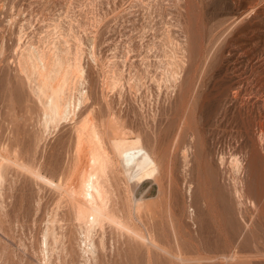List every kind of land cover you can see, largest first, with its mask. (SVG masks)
I'll return each mask as SVG.
<instances>
[{"label":"rangeland","instance_id":"obj_1","mask_svg":"<svg viewBox=\"0 0 264 264\" xmlns=\"http://www.w3.org/2000/svg\"><path fill=\"white\" fill-rule=\"evenodd\" d=\"M31 44L48 55L57 49L72 73L80 63L88 100L76 119L91 113L107 125L112 116L130 130L128 138L140 135L155 152L156 179H140L135 192L150 204L142 221H149L157 241L180 244L188 258L222 260L238 249L247 264H264V0H0V149L58 180L73 157L76 119L51 129L44 125L43 105L20 68L28 64ZM175 71L176 85L170 78ZM112 157L115 179L104 184L113 188L112 204L126 212L130 199L120 188L125 176ZM233 157L245 164L238 173ZM11 168L9 184L4 180L9 189L2 190L15 194L4 195L2 227L9 233L0 228V264H43L35 247L43 213L55 206L58 191ZM112 182L129 203L118 201ZM121 236V247L110 245L107 259L101 255L98 262L148 264L144 245ZM73 252L60 260L72 264ZM152 256L151 264H170L167 255ZM55 258L50 261L63 264ZM214 258L213 264L220 263Z\"/></svg>","mask_w":264,"mask_h":264},{"label":"bare ground","instance_id":"obj_2","mask_svg":"<svg viewBox=\"0 0 264 264\" xmlns=\"http://www.w3.org/2000/svg\"><path fill=\"white\" fill-rule=\"evenodd\" d=\"M29 49H31V52H30L28 60H26L28 64L27 65L20 64V68L26 73L27 78L30 80V83H31L30 87L32 88L33 93L43 105L42 109H43V115H44V120H45L44 122L45 124L44 123L43 124L51 129L59 125L60 121L62 122V120H65V121L75 120L76 116H78V112L80 108H82L84 103H86L88 100L87 90L85 89V86H84L85 85V78H84L85 74H84L83 68L79 65L80 63H78V66H76L77 63L76 65L74 64V66L76 67L73 69V73H72V69H69V64L67 63L65 57L59 54V52H56L57 49L54 50L52 54L50 55L46 54L41 49V47L35 46L34 44H31ZM58 51H60V49ZM66 58L68 57L66 56ZM73 62H76L75 59ZM71 64H72V61H71ZM171 70L173 71L175 69L171 68ZM176 71L173 72V75L170 76V78L172 77V81L175 83V85L179 77V75L178 76L174 75V73L177 74ZM71 73L72 75L70 77ZM168 75L166 76V78L169 77ZM260 81H261V78H260ZM166 82L168 81L166 80ZM172 83L170 84L172 85ZM260 88L258 90H261ZM254 91L255 90L253 89V92ZM238 93H239V90H236L235 95H237ZM238 97H239V94H238ZM111 117L109 120H111ZM109 120H108L109 123L107 122V120H104L108 123L107 125H104L106 123L103 124V120H102V123H99V120H95L94 116L91 113L85 116L83 115L82 117L79 118V120L78 118L76 119L75 125L73 127L74 132H75V137L73 138L74 144L72 145L73 157H71L72 160L70 161L69 166L67 165L68 167L65 168L66 169L65 172L64 173L62 172L63 175L61 174L58 180H55L53 178L54 176L53 177L48 176L40 168L38 167L35 168L34 167L35 165L33 166L31 163H26L24 160L18 161L17 159H14L15 154H14V157H11L6 150L7 148L0 149V228L4 229L3 231H5L4 226L6 224H4L3 221L6 218L2 220L1 217L3 214L5 215L4 213V209L6 205L5 200H7L6 198H8L6 196H8L9 194L12 197V195L15 194L13 193L11 195L9 191L7 192V195L4 194V190H6L4 187V185L6 186V184H4L5 183L4 180L7 181L8 179L6 174L9 173L10 169H14V168H11L12 166H14L20 170L25 171L24 174L28 173L37 181L42 182L46 185L49 184L53 186L56 189V191H58L57 194L59 198L58 200L56 198L57 201L56 203L54 202L55 206L52 207V209L48 207L49 211L47 214H46V210H45V213H43L44 214L43 216H46V217L44 220V223H45L44 228H42L43 229L42 238H40L41 236L39 237L40 239L39 248L35 247V250L39 249L41 253L40 254L41 260L40 259L38 260L40 262L42 261L41 263L43 264L49 263V261L52 258H55V256L59 257V260H60V256L63 257L62 255L63 253L68 254L69 252H73L74 250H75L74 252H75V255L77 256V259L79 258L78 257L79 255L81 257L80 260L81 259L83 260V261L81 260L82 264H91L92 262L93 263L95 262L94 264H98L99 263L98 261L100 260L101 255H104L101 258L102 260L107 259V258H104L105 252L110 247V245L112 246V245H115V243L117 242L119 243L120 238L118 237V234L123 235L121 236L122 238L125 236H128V238L132 239L131 241L136 242L138 246L144 245L145 247L144 246L142 247L146 248L145 254L147 252L146 257L148 258V264H151V258H154V256H152V252H154L156 255H160L161 257L164 255H167L169 257L170 264H210L209 263L210 260H211V263L213 264L212 259L215 256L214 257L212 256L213 257L212 258L211 256L202 255V256H197L193 258H188L183 253L184 250H182L183 248H181L180 244H177L175 248H171L157 241L156 240L157 238L156 237H155L156 239L154 238L155 232H154V235L152 236L151 235L152 231L150 232L147 229V222H148V228L149 229L151 228L149 225V221L147 219H146V222L143 219L144 223H146V226L143 225V228L142 226H140V223L143 222L142 212L146 211L147 209L149 210L150 204L146 200L138 196L135 191L138 188V183H139L138 181L140 179L146 180V179L153 178L152 181L156 179L157 173L159 171V167L157 163L158 161H157V158L155 159L153 155L155 152L149 150L143 144L142 142L143 139L140 138L141 137L140 135L138 136L137 134V137H135L134 139H130L131 137L128 138L127 136L130 130L129 131L127 130L128 133L126 132V127H124L123 122H122V125L125 129L123 127L122 128L119 127V124L121 123V121L119 123L117 122L118 125H116L117 123H114V120H111V122L113 121V123H110ZM119 120H121V118ZM45 126H44V129H46ZM112 156L116 157V160L119 164V168L125 176L124 186L121 183L122 187L120 188L122 190L124 187V192H126L125 196L127 194L130 199L129 201L130 204H128L129 207L126 210V212H123L125 209L124 206H122L123 207L122 208L123 210H122L121 208H119L120 206L117 207L113 205L114 203L112 204L111 202L112 198L110 199V193L108 192V190L110 191L113 188L107 190L104 184V180H105V183H110L114 177L113 172L115 171V166H114L115 164L113 160L115 158L113 159ZM233 164H234L235 170H232V171L233 172L236 171L235 173L242 171L243 166H245L244 162L242 165V159L240 161L236 157L233 160ZM248 164L246 166L247 168L249 166ZM7 168L9 169L8 172L6 171ZM118 170L119 169H117V174L119 175L118 172H120V170L119 171ZM245 170L246 168L244 167L243 174H245ZM11 172H14V171H11ZM240 174L241 173H239V177L237 174L238 182L240 181L239 178L241 176L245 177L243 174L242 175ZM115 176L117 175L115 174ZM5 177H7V179H5ZM105 177H108L107 179L108 180L110 179L111 181L109 180L108 182V180H106ZM235 177H236V174H235ZM246 178H249V176L248 177L246 176ZM9 181H11L10 183L12 185L13 181L11 180V178L9 179ZM15 182L16 181H14L13 183L15 184ZM238 182L235 188L239 189V187L241 186L238 187ZM115 183H116V186H118L117 180H115ZM109 185L111 184H108L107 186ZM112 185L115 189L116 186L113 184V182H112ZM244 186L246 188L247 184L245 185L243 183V187ZM3 188L4 190H2ZM6 188L8 187L6 186ZM116 189H115V192H117ZM119 191L120 190L118 188V192H117L118 196L117 197L115 196L116 198H118V201L120 199L119 197H121V191L120 192ZM244 192L246 193V190ZM235 193H238V191ZM4 195L6 198L4 197ZM122 195H124V193ZM111 197H113L112 194H111ZM116 198H114L115 203H116ZM121 200L125 201L126 199L121 197ZM152 206L154 207L155 205H152ZM152 216H153V212H152ZM2 222L4 225L3 227H2ZM107 229L108 231L111 230V232H114V235L116 233L117 239L116 237L113 236V234L112 236L111 235L109 236ZM2 232L0 231V234H2ZM118 238H119V241H118ZM128 238H127V242H130V240L128 241ZM254 238L255 237L253 236V239ZM39 239H38V242H39ZM5 245H8V244L5 243ZM119 245L121 247L120 243ZM122 246H124V244ZM3 249H6V247L4 248V245H3ZM76 249H77L78 255L76 254L77 253ZM240 251L242 250L235 249L230 254H223L222 260L221 258H218L219 256L215 257L214 260L215 261L219 260L220 263H214V264H221L222 261L224 262V264H247L249 263L250 261L245 259ZM256 251L258 253V249H256ZM33 252H35L34 249H33ZM73 253L72 254L70 253V254L73 255ZM127 253H129L128 250H127ZM34 254L35 253H33V255ZM36 254H35L36 256H39L38 252ZM70 254L68 256H70ZM75 255L73 256V259L71 261L72 264L74 263V261H76L75 264H78L77 259L76 260L74 259ZM106 255H109V254H107L106 252ZM68 256H67V259L69 258ZM154 259L152 260L154 262L152 264L156 263ZM55 260L57 259L55 258ZM55 260H53V262H55ZM62 260L60 261L63 263ZM205 260H207L208 263H205L204 262ZM102 262L104 263V261ZM50 263L54 264L52 263V261H50ZM157 263L161 264L160 261H158ZM112 264H114V262Z\"/></svg>","mask_w":264,"mask_h":264}]
</instances>
